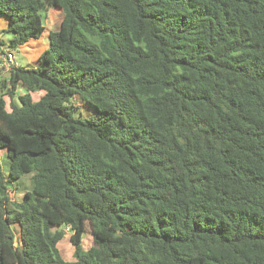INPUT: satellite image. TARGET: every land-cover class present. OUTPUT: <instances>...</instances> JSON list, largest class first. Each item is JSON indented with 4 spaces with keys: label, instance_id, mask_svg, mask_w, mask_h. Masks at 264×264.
I'll list each match as a JSON object with an SVG mask.
<instances>
[{
    "label": "trees",
    "instance_id": "16d2710c",
    "mask_svg": "<svg viewBox=\"0 0 264 264\" xmlns=\"http://www.w3.org/2000/svg\"><path fill=\"white\" fill-rule=\"evenodd\" d=\"M50 8L0 73V264H264V0H0V55Z\"/></svg>",
    "mask_w": 264,
    "mask_h": 264
},
{
    "label": "rangeland",
    "instance_id": "374dc122",
    "mask_svg": "<svg viewBox=\"0 0 264 264\" xmlns=\"http://www.w3.org/2000/svg\"><path fill=\"white\" fill-rule=\"evenodd\" d=\"M62 14L61 11L57 8H50L48 11L44 14L42 13V20L43 24L45 26L44 32L41 34V36L37 40H31L24 44L23 46H19L17 48L9 49L8 51H12L14 55V61L13 64L21 65V66H31L35 64V61H37L39 54L48 47V35L50 31H56L59 28L60 20H61ZM5 17L0 15V36L4 35V37H8V34H4L2 32V29L5 27ZM48 41V43H47ZM5 72L2 67H0V73ZM22 89H19L18 92H22ZM41 95V92H33L32 97L33 99H37ZM5 99L8 103V97L5 96ZM76 100H74L75 105H77ZM77 107L81 110L83 114H86V109L84 107ZM0 164L2 167V170L4 173H8L9 169V160L3 150H0ZM17 187L16 192L10 191L9 195L12 197V199H20L22 197V193L24 190L29 189L30 182L28 179V175H25L21 177L17 181ZM69 231L64 229V235L63 237L58 241L57 248L60 252V255L63 259L71 261L74 259L73 257V251L74 246L71 244L69 240ZM92 244V235L88 232H84L82 234L81 239V246L83 249H88Z\"/></svg>",
    "mask_w": 264,
    "mask_h": 264
},
{
    "label": "built area",
    "instance_id": "2783aa9c",
    "mask_svg": "<svg viewBox=\"0 0 264 264\" xmlns=\"http://www.w3.org/2000/svg\"><path fill=\"white\" fill-rule=\"evenodd\" d=\"M14 55L12 51H6L0 55V67L4 70H8L9 67L13 64ZM68 231V228H65Z\"/></svg>",
    "mask_w": 264,
    "mask_h": 264
},
{
    "label": "crops",
    "instance_id": "0c3cea01",
    "mask_svg": "<svg viewBox=\"0 0 264 264\" xmlns=\"http://www.w3.org/2000/svg\"><path fill=\"white\" fill-rule=\"evenodd\" d=\"M47 43H48V41H47ZM36 62V61H35ZM4 71H7V70H4Z\"/></svg>",
    "mask_w": 264,
    "mask_h": 264
}]
</instances>
